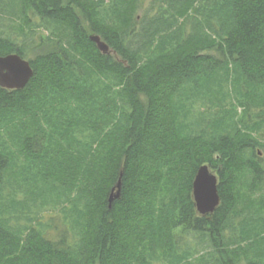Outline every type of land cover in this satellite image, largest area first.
<instances>
[{
  "label": "trees",
  "instance_id": "trees-1",
  "mask_svg": "<svg viewBox=\"0 0 264 264\" xmlns=\"http://www.w3.org/2000/svg\"><path fill=\"white\" fill-rule=\"evenodd\" d=\"M207 1H169L177 26L136 31L140 0H114L111 21L104 0H0L23 22L20 40L0 30V55L34 71L0 85V264H264V0H224L218 18ZM31 14L62 31L35 40ZM196 76L218 111L192 131L178 96ZM203 164L221 198L207 215L192 195ZM46 205L59 216L42 223ZM188 233L202 250L180 249Z\"/></svg>",
  "mask_w": 264,
  "mask_h": 264
},
{
  "label": "rangeland",
  "instance_id": "rangeland-1",
  "mask_svg": "<svg viewBox=\"0 0 264 264\" xmlns=\"http://www.w3.org/2000/svg\"><path fill=\"white\" fill-rule=\"evenodd\" d=\"M169 1L173 3L174 7L176 4L174 3V0H140V5L137 11V19H136V31H151L152 28H155L156 25H160V28H164L163 31H166L170 26L171 23L175 24V26L178 25V22L174 21L175 17V9L170 5ZM222 3H224V0H212L210 2H206L204 4V7L208 10V16L207 18H212L213 16H216L217 18L221 14V12L225 9V7L222 6ZM114 0H104V5L102 6V11H104V15L108 17V21H111L112 18L115 17V12L113 9ZM200 4V3H199ZM12 8H9L5 13H2L0 16V30L4 31L5 33L10 34L15 39H22V35H20V26L22 25V20L17 14V7L15 5H11ZM193 15H196L193 13ZM199 15V14H198ZM32 16V26L35 28V40L38 37V35L41 34V36H50L55 37L52 34L58 33L59 31H62L61 28H59L54 23H45L37 16L31 14ZM180 22H182V19H179ZM186 23V26L193 30V21L192 20H186L184 21ZM86 25V24H85ZM137 40V36L133 38V41ZM143 42V40H142ZM137 44H139V41H137ZM140 45V44H139ZM215 52V51H214ZM218 54L217 52H215ZM220 55V54H218ZM212 78L208 77H198L196 76L186 84L185 90H183L178 97H180L183 100V108L187 109L185 111L182 110V114L180 117V120L182 123L185 124L187 130L192 131H198L200 129V123L201 127H206L207 124H211L213 122V116L216 115L217 109L211 104L209 99L215 98V91H211L212 87ZM230 92V86L225 85L223 87V94ZM218 98V97H216ZM235 102V100H234ZM234 104H231L228 102L227 107H231ZM236 105V104H235ZM241 107L237 105V118L240 116L241 113ZM236 118V120H237ZM189 128V129H188ZM190 133V131H187ZM262 156L264 157V148H262ZM214 172H216L214 169H212ZM217 173V172H216ZM243 192V190H242ZM18 197L22 199V193L18 194ZM59 211L57 209L52 208L50 205H46L44 208H40L36 216H42L40 218L42 223H47L50 220V216H55L56 219L59 216ZM264 216V215H263ZM239 224H237V229H239ZM255 227H258L261 231L264 232V221L261 219V217L258 219V221L255 223ZM63 228V225H62ZM59 233V230L57 229H50V235L57 236L56 234ZM57 238V237H55ZM70 240V237H69ZM196 248L203 249V244L201 243V236L197 235L195 233H188L181 239L180 243V249L185 251H194ZM204 251H207L204 250ZM196 253H194V256ZM192 259H190L191 261ZM159 264H166L163 262H160Z\"/></svg>",
  "mask_w": 264,
  "mask_h": 264
},
{
  "label": "water",
  "instance_id": "water-1",
  "mask_svg": "<svg viewBox=\"0 0 264 264\" xmlns=\"http://www.w3.org/2000/svg\"><path fill=\"white\" fill-rule=\"evenodd\" d=\"M98 49L103 54H113L116 52L96 34L90 35ZM34 74L29 60L23 58L18 53L0 55V85L8 89H23ZM218 174L214 172L208 164H203L197 170L193 181V199L198 213L207 215L213 213L221 202L218 190ZM121 181L110 194V203L120 196Z\"/></svg>",
  "mask_w": 264,
  "mask_h": 264
}]
</instances>
